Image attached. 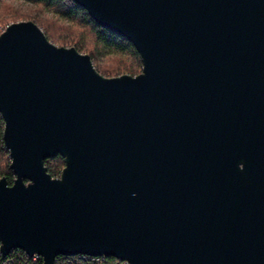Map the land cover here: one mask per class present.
<instances>
[{
	"label": "water",
	"instance_id": "95a60500",
	"mask_svg": "<svg viewBox=\"0 0 264 264\" xmlns=\"http://www.w3.org/2000/svg\"><path fill=\"white\" fill-rule=\"evenodd\" d=\"M72 1L142 69L104 77L32 21L0 33L1 256L264 264V0Z\"/></svg>",
	"mask_w": 264,
	"mask_h": 264
},
{
	"label": "trees",
	"instance_id": "16d2710c",
	"mask_svg": "<svg viewBox=\"0 0 264 264\" xmlns=\"http://www.w3.org/2000/svg\"><path fill=\"white\" fill-rule=\"evenodd\" d=\"M3 0H0V4ZM35 6L38 12H17L13 18L1 24L4 27L20 21H32L40 27L46 38L60 47H74L88 55L95 69L104 77L122 74L136 76L142 68L138 53L132 44L121 36L101 28L89 17L86 11L72 0H18ZM57 21H59L57 23ZM125 57V58H124ZM116 60L114 66H104V62ZM127 60V61H126ZM3 119L0 116V178L5 177L9 184L14 175L9 168L10 158L2 141ZM48 174L56 178L64 167L62 157L48 159L44 163ZM0 264H42V259L34 261L20 249H14L4 258L0 254ZM78 264H122L113 257L102 261L82 259Z\"/></svg>",
	"mask_w": 264,
	"mask_h": 264
},
{
	"label": "rangeland",
	"instance_id": "374dc122",
	"mask_svg": "<svg viewBox=\"0 0 264 264\" xmlns=\"http://www.w3.org/2000/svg\"><path fill=\"white\" fill-rule=\"evenodd\" d=\"M31 11L38 12L35 6H31V4H28L26 2L18 1V0H3L1 2V4H0V22H1V20L4 21V23L9 22L13 18V16L18 15V14H16L17 12H20V13L21 12L31 13ZM58 22L59 21H57V23ZM4 29H5V27L3 26V24H1L0 33ZM115 61H116L115 59H114V61L109 60V62H104V64H102V65H104L106 67L107 66L108 67L109 66H114L116 64ZM141 69L138 70L139 73L141 72Z\"/></svg>",
	"mask_w": 264,
	"mask_h": 264
},
{
	"label": "built area",
	"instance_id": "2783aa9c",
	"mask_svg": "<svg viewBox=\"0 0 264 264\" xmlns=\"http://www.w3.org/2000/svg\"><path fill=\"white\" fill-rule=\"evenodd\" d=\"M28 256V255H27ZM30 257V256H29ZM34 261H36L37 258H40L37 255H34L32 257ZM105 257L104 256H87V255H74V256H58L55 260V264H78V262L82 259H91L94 261H102ZM118 262L122 263V264H126V262H121L118 260Z\"/></svg>",
	"mask_w": 264,
	"mask_h": 264
}]
</instances>
